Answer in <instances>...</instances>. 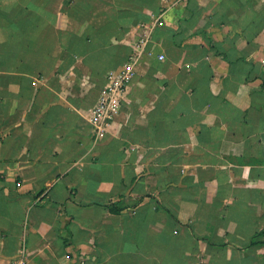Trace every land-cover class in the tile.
Instances as JSON below:
<instances>
[{
  "label": "crops",
  "instance_id": "0c3cea01",
  "mask_svg": "<svg viewBox=\"0 0 264 264\" xmlns=\"http://www.w3.org/2000/svg\"><path fill=\"white\" fill-rule=\"evenodd\" d=\"M263 233L264 0H0V264H264Z\"/></svg>",
  "mask_w": 264,
  "mask_h": 264
},
{
  "label": "built area",
  "instance_id": "2783aa9c",
  "mask_svg": "<svg viewBox=\"0 0 264 264\" xmlns=\"http://www.w3.org/2000/svg\"><path fill=\"white\" fill-rule=\"evenodd\" d=\"M149 38H144L141 40L140 46L144 47L147 45ZM133 59H131L122 69L113 72L108 75L110 79V84L107 87L106 95L99 102L97 108L93 111L90 118V122L95 129V133L98 138L104 136L105 132L113 124L115 119L120 113L123 96L127 90V87L134 77L133 69ZM160 60L164 59V56L159 57ZM10 264H25L23 261H17Z\"/></svg>",
  "mask_w": 264,
  "mask_h": 264
},
{
  "label": "rangeland",
  "instance_id": "374dc122",
  "mask_svg": "<svg viewBox=\"0 0 264 264\" xmlns=\"http://www.w3.org/2000/svg\"><path fill=\"white\" fill-rule=\"evenodd\" d=\"M131 59H133V55H130V56H128V58H127V61L129 62ZM116 71H118V70H111L110 72H109V74H111V73H113V72H116ZM117 73V72H116ZM134 73V76H135V72H133ZM108 74V75H109Z\"/></svg>",
  "mask_w": 264,
  "mask_h": 264
},
{
  "label": "trees",
  "instance_id": "16d2710c",
  "mask_svg": "<svg viewBox=\"0 0 264 264\" xmlns=\"http://www.w3.org/2000/svg\"><path fill=\"white\" fill-rule=\"evenodd\" d=\"M264 234V233H263Z\"/></svg>",
  "mask_w": 264,
  "mask_h": 264
}]
</instances>
